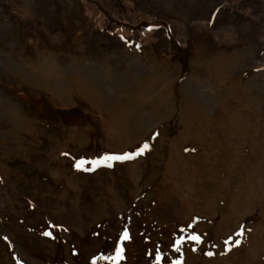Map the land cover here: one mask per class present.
<instances>
[{
	"label": "rangeland",
	"instance_id": "obj_1",
	"mask_svg": "<svg viewBox=\"0 0 264 264\" xmlns=\"http://www.w3.org/2000/svg\"><path fill=\"white\" fill-rule=\"evenodd\" d=\"M131 24L135 26L132 28ZM123 49L126 54L134 49L142 62L163 72L162 81L174 79L173 92L180 93L178 83L193 70L197 76L190 80L200 95L213 98L232 84L240 103L236 105L228 99L229 105L223 103L224 94L201 112L193 101L183 98L181 105L189 106L183 115L185 123L190 124L194 116L195 125L175 129L167 121L155 124L152 122L157 117L168 112V97L158 88L159 81L152 91L159 90L160 99L154 96L145 101L157 100L145 125L146 140L124 152L117 144L112 145L116 137L110 128L119 109L107 113L76 91H71L72 100H61L57 93L37 87L33 81L36 70L49 64L46 55L61 64L66 55L72 61L87 58L104 64L111 55L121 60ZM127 65L126 60L121 72L128 74ZM23 75L33 79L26 80ZM120 96L135 100L127 94ZM6 98L16 116L8 118L7 112L2 117L3 107L9 108L0 104V264L11 263V252L6 249L12 243L20 249L12 256L23 263L32 258L40 264L59 260L66 264H264V249L257 258H248L246 245L257 227L255 222L248 225L243 221L247 223L245 234L237 231L240 224L233 228L235 222H223L229 200L220 199L212 210L217 214L214 220L208 219L210 202L207 209L202 201H195L192 205L198 210L189 218L179 202L181 197L168 194L171 190L161 185L165 184L162 172L166 171L163 168L168 160L163 140L167 143L168 132L171 140L181 130L192 134L191 145L179 141L177 149L188 147L186 153L195 156V149L202 142L194 140L196 131L203 132L210 124L218 146L224 141L234 142L232 148L224 149L226 154L220 157L223 162H228L229 152L237 150L234 147L239 146L240 150L244 144L243 151L237 153L248 158L254 149L256 171H264V128L258 121L264 118V0H0V101ZM72 108H78L82 118L81 124L74 126L80 127L75 132L71 124L62 120V110ZM204 114L209 118L205 119ZM28 122L34 123L30 132L33 137L24 141L15 132L31 131L26 129ZM235 123L244 126L237 129ZM23 124L24 129L14 127ZM70 138L74 146L67 144ZM208 140L206 135L203 141L210 145ZM130 152L135 158L105 159L128 157ZM203 152L196 156H203ZM134 160H138L139 176L147 174L148 185H160V189L136 193L128 173ZM88 161L99 162L106 173L79 180L76 173L80 168L87 169ZM75 162H80V167L73 173ZM195 163L198 165V160ZM206 164L207 168L219 169L220 178L230 177L229 186L221 190L216 187L222 195L231 193V186H238L240 178L234 175L233 168H225L224 163ZM93 168L96 166L90 170ZM202 179L204 190L193 186L200 198L215 188L208 183V176L202 175ZM260 207L264 209L262 203ZM118 208L129 209V214L117 233L109 226L113 215H122L117 214ZM260 213L258 221L264 219V213ZM39 220L36 229L30 225ZM41 228L54 235L59 249L48 244L51 234L40 236ZM234 252L238 255L236 260ZM115 256L119 263L114 262ZM149 256L153 258L148 260Z\"/></svg>",
	"mask_w": 264,
	"mask_h": 264
},
{
	"label": "bare ground",
	"instance_id": "obj_2",
	"mask_svg": "<svg viewBox=\"0 0 264 264\" xmlns=\"http://www.w3.org/2000/svg\"><path fill=\"white\" fill-rule=\"evenodd\" d=\"M104 16V15H103ZM105 17V16H104ZM107 18V17H106ZM133 37V36H132ZM137 39L136 37H134ZM131 53L125 52L123 49L122 58L121 60H118V58L115 55H111L108 58V61L106 63L102 64L96 61H90V59L82 58V61H72L71 56L66 55L65 63L62 62L59 63L57 59L51 58V56H45L49 60V64L47 66H44L40 70H36V77L28 78L27 76H22L26 80L35 81L34 83L37 84V87H43L42 89H46L49 91H52L53 94L57 93L56 95L59 96L58 98L65 101H70L73 98V94H71V91H76L82 94V96L85 97L86 100L94 103L99 108H102L105 110V112L109 113L112 109H119V114H117V117H115V123L113 126L110 124V128L112 129L113 135L116 137L115 142L112 145L117 144V148H120L121 151L129 152V150L135 148V145L137 143H143V137L146 136L145 132L146 128L145 125L147 124V121L149 120V117H151L153 114L151 111L153 110L152 106L157 103V100H153L150 103H145L146 100L151 99L152 97H158L160 99L159 90L152 91L153 89H156L158 87L159 81H161V86L158 88L163 90V95L167 94L168 99L165 102V107L167 108L168 112L164 113V116L161 118H156L152 123L155 124H163L162 122H169L174 124L172 128L177 127H185L186 125H195L196 118L192 116L190 118V124L185 123L184 114L185 109H188V107H184L181 105L183 98H188L191 101H193L199 109L202 111H205V108H207L210 104L215 103L217 100V96L219 98L226 95V99L223 103L229 105L228 100L235 101V104L237 105L240 103L239 98L237 97V94L235 92V85L229 84V90L222 89L219 92H216L215 97H211L210 95H200L198 92L195 91L194 87H192L193 83L191 82L190 78H194V76H197L193 70L188 71V77L185 80H182L181 83H178L179 86L181 84L180 93L173 92L176 85L173 83L175 82L174 79L171 81H162L164 78V73L160 72L155 69V66L149 65L145 62H142L139 58L138 54L134 49H131ZM73 53V52H70ZM69 53V54H70ZM82 57V56H81ZM128 61V74L126 72H121V69L124 68V62ZM118 63H121V65H117ZM228 63V62H227ZM193 66V63L189 65V67ZM14 70L18 73H22L21 69L18 66H13ZM38 74V75H37ZM34 73H32V76ZM219 75V74H218ZM199 77V76H198ZM189 78V79H188ZM178 80V76L176 77ZM197 80V79H195ZM176 83V82H175ZM246 84H251L246 82ZM245 84V85H246ZM242 87L241 85L239 86ZM154 93V94H153ZM120 94H127L129 97H134L135 100L123 99ZM153 94V95H152ZM225 94V95H224ZM154 97V98H155ZM228 99V100H227ZM1 103H5V106L9 108V100L4 99L0 101ZM176 104V105H175ZM2 105V104H1ZM144 105V108L142 107ZM120 106V107H119ZM119 107V108H118ZM126 108L128 110H126ZM173 108V109H171ZM3 113L1 116H5L6 113H10L6 117L13 118L15 117V113H12L11 109L8 110L3 107ZM15 111H18V109H15ZM192 112V111H191ZM62 120L68 122L72 125L75 132L76 129L80 127H74L81 124V114L79 112L78 108H72L69 110H62ZM195 113V111H194ZM204 113V112H203ZM188 114V113H187ZM24 116H27L26 114H23ZM194 115H198L195 113ZM205 115V114H204ZM209 115H205V119H208ZM201 119L198 118L197 121H200ZM258 121L262 122L263 128H264V118L258 119ZM238 122V121H236ZM151 123V125H152ZM202 124V122H201ZM200 124V125H201ZM223 122L221 121L219 123V128L222 130L221 126ZM209 125V124H208ZM25 125L23 124L22 127L20 126H14L15 129H24ZM34 123L28 122V127L26 129L31 131H19L15 132L16 135L19 137H22L24 141L30 140L33 136L30 135V132H33L34 130ZM235 126L237 129H240L244 125H241L240 123H235ZM201 127V126H200ZM213 127V124H210L207 129H205L203 132H201L197 129H194V132L196 131L197 138H194V140L201 141V144H198L197 148L195 149V156L192 154V152L186 153L188 150V147L186 149L184 148H178L177 144L179 141H188L191 145V135L188 134L189 132L187 130L180 131L178 135L171 140L170 133L168 132V139L166 138L167 143L163 140V146L165 147L166 154V167L163 169L166 171L162 172V176L165 178L164 183L161 184L162 186H167L169 190H171L168 194H176L177 196L181 197L178 198L179 202L182 203L184 209L186 212H184L185 215H187L189 218L193 217V215L196 214L197 208L193 207V203L195 201H202L204 207H208V203L211 204V209L208 211H211L208 214L209 220H214L217 218V214L212 213V210L214 211L216 208L217 203L222 199L224 201V198L229 200L227 201V214H225L224 217H222V220L225 224L232 222H235V226L233 228H236V226L241 225L240 228L237 229L239 233H244V228L248 225H253L255 222V225L257 227H254V231L249 235L247 245L249 247L248 252V258L252 257H258L257 255L261 254L264 249V236L262 237L261 233L264 232V219L261 221H258L259 217L261 216V213H264V209L260 207V204L264 201V171L259 172L260 170L256 171V154L254 149L251 151V155L246 158L243 156H240L237 153L238 151H243L244 144H242L241 149L239 150V146L234 147L237 149L235 152L232 151L231 154L229 152V158L228 162H223L222 157L226 154V151L224 149L229 150V147L232 148L234 146L233 141H224L223 145L220 147L218 144H216L214 138L216 132H214V129H210ZM77 131V130H76ZM187 131V132H186ZM199 131V132H198ZM71 132V135H74V133ZM206 135H209V142H211L210 145L205 143L203 140L206 138ZM80 140L86 141L87 139L83 140L84 138L77 136ZM244 142L246 140L244 135ZM112 141V135L110 136ZM190 140V141H189ZM118 141V142H117ZM121 141V142H119ZM67 144H70L74 146L72 140L70 138L66 140ZM202 144L206 147H202ZM225 146V147H224ZM224 147V148H223ZM227 147V148H226ZM194 149V148H193ZM127 150V151H126ZM169 151V152H168ZM199 151H204L203 156H196V154ZM65 152V151H62ZM174 154V155H173ZM67 156H70V154H66ZM173 155V157H171ZM129 159H132L134 157V154L132 152L129 153ZM168 157V158H167ZM221 157V158H220ZM135 158V157H134ZM198 160V165H196L195 161ZM96 163H91V161H88L89 163L88 168H80L78 174V179H86L87 177L94 176L97 173L101 172L105 174L104 172L106 169L102 165H98L99 162L95 161ZM137 162L138 160H134L132 165L128 168L129 170V176L134 181V187L137 190L136 193L140 192V194L144 193L148 188L152 191L153 188H161L160 185H157V187L148 185V175L145 174L144 176H139V168H137ZM212 162V163H224L220 164L223 165L225 168H233L231 170H234L233 173L236 175L239 180L238 186L233 189L232 186L230 188L231 193H227L228 195H222L219 192L224 187L229 186L228 180H230V177H226V179L220 178V171L216 168H207L206 163ZM80 162H75V166H73L72 172L78 168L77 165ZM83 166V165H82ZM96 166V168L92 167ZM99 166H102L99 168ZM201 167V172L198 171V168ZM113 168V167H109ZM107 168V169H109ZM255 168V169H254ZM96 169V170H95ZM237 169V170H235ZM264 169V168H263ZM103 170V171H102ZM259 173V174H258ZM71 174V172H70ZM112 174V173H111ZM202 175H206L209 177V184H212L215 188H213L211 191H208V193H204V196L198 197V195L195 194V190L193 189L194 185H198L199 189L204 190L205 184L203 183ZM81 178V179H80ZM197 182L198 184H196ZM84 188H87L86 184H83ZM150 186V187H149ZM108 192L112 195H114L111 190H108ZM148 193V192H147ZM136 194L133 196L135 197ZM170 196V195H169ZM114 196L110 197V201L112 203ZM239 199V200H236ZM121 200V199H120ZM206 200V201H205ZM231 200V201H230ZM77 202V199L75 200ZM122 201V200H121ZM208 201V202H207ZM192 205V206H191ZM112 206V205H110ZM113 207V206H112ZM238 207V208H236ZM113 209V208H110ZM120 208H118V213H122V215H113L112 218H110V226L109 229L116 230L118 233L119 227L125 225L126 221H128L127 216L129 214V209L119 211ZM75 209H73L74 211ZM225 210V207H224ZM235 213L236 215H234ZM151 215V212L147 214V217L149 218ZM134 216V215H133ZM139 216H142L139 215ZM264 216V215H263ZM187 217V218H188ZM105 218V217H104ZM151 218V217H150ZM184 218V219H187ZM103 219V218H102ZM204 221V220H203ZM246 221L247 223L243 222ZM23 222V221H22ZM40 224L39 221H31L30 225L36 229V227ZM95 224V223H94ZM221 227H223L222 223H219ZM253 227V226H248ZM41 235L45 236L46 233H48V230L46 228H41L40 230ZM126 230H123L122 232H125ZM246 232H248L246 230ZM51 234V233H50ZM52 238H50L48 244L52 245L55 249L60 248V243L55 240V237L53 234ZM249 242V244H248ZM6 245V244H5ZM6 251L11 252L10 253V264H40L37 262L36 259L28 258L25 263L21 262L18 257H13L12 255H15L14 253H19L20 249L14 244H9ZM147 252V249L145 250V254ZM258 253V254H257ZM234 255H237V252L233 253ZM42 255L38 256L41 257ZM44 258V257H41ZM153 256H149L148 260H151ZM235 258V259H234ZM233 259H238V255L235 256ZM114 262L119 263V261L114 257ZM253 259V258H252ZM67 261H69V256H67ZM51 264H66V261H57L52 262ZM228 264H238L237 262H231Z\"/></svg>",
	"mask_w": 264,
	"mask_h": 264
},
{
	"label": "snow or ice",
	"instance_id": "obj_3",
	"mask_svg": "<svg viewBox=\"0 0 264 264\" xmlns=\"http://www.w3.org/2000/svg\"><path fill=\"white\" fill-rule=\"evenodd\" d=\"M145 147H147V146L145 145ZM126 158H129V157H106L105 159H108V160H111V159L119 160V159H126ZM81 163H83V162H81ZM77 167H80V165H77ZM46 235H50V234L46 233ZM192 239H195V240L199 241L198 237H192ZM177 251H179V249H177Z\"/></svg>",
	"mask_w": 264,
	"mask_h": 264
},
{
	"label": "trees",
	"instance_id": "obj_4",
	"mask_svg": "<svg viewBox=\"0 0 264 264\" xmlns=\"http://www.w3.org/2000/svg\"><path fill=\"white\" fill-rule=\"evenodd\" d=\"M130 26L133 28L135 25L131 24ZM166 26H167L168 28L170 27L169 25H166ZM144 32H145V33H150L149 31H147V30H145V29H144ZM151 32H152V31H151Z\"/></svg>",
	"mask_w": 264,
	"mask_h": 264
}]
</instances>
